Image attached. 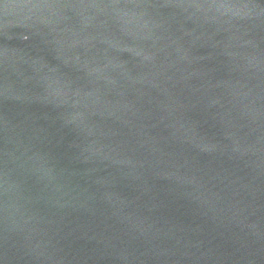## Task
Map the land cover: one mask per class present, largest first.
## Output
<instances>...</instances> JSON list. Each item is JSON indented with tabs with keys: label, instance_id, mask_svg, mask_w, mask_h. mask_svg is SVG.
Masks as SVG:
<instances>
[{
	"label": "water",
	"instance_id": "obj_1",
	"mask_svg": "<svg viewBox=\"0 0 264 264\" xmlns=\"http://www.w3.org/2000/svg\"><path fill=\"white\" fill-rule=\"evenodd\" d=\"M0 264H264V0H0Z\"/></svg>",
	"mask_w": 264,
	"mask_h": 264
}]
</instances>
